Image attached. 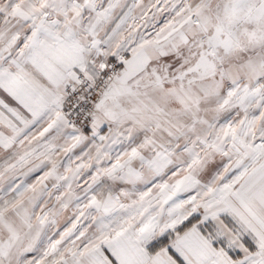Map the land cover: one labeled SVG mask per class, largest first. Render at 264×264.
<instances>
[{"label": "snow or ice", "instance_id": "6c2138e0", "mask_svg": "<svg viewBox=\"0 0 264 264\" xmlns=\"http://www.w3.org/2000/svg\"><path fill=\"white\" fill-rule=\"evenodd\" d=\"M0 264H264V0H0Z\"/></svg>", "mask_w": 264, "mask_h": 264}]
</instances>
